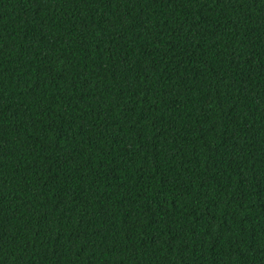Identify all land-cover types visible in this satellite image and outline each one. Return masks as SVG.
Segmentation results:
<instances>
[{
	"label": "trees",
	"instance_id": "trees-1",
	"mask_svg": "<svg viewBox=\"0 0 264 264\" xmlns=\"http://www.w3.org/2000/svg\"><path fill=\"white\" fill-rule=\"evenodd\" d=\"M0 264H264V0H0Z\"/></svg>",
	"mask_w": 264,
	"mask_h": 264
}]
</instances>
